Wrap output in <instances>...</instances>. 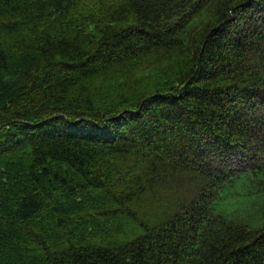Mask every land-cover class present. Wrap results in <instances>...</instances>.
<instances>
[{
  "label": "trees",
  "instance_id": "trees-1",
  "mask_svg": "<svg viewBox=\"0 0 264 264\" xmlns=\"http://www.w3.org/2000/svg\"><path fill=\"white\" fill-rule=\"evenodd\" d=\"M0 264H264V0H0Z\"/></svg>",
  "mask_w": 264,
  "mask_h": 264
},
{
  "label": "bare ground",
  "instance_id": "bare-ground-1",
  "mask_svg": "<svg viewBox=\"0 0 264 264\" xmlns=\"http://www.w3.org/2000/svg\"><path fill=\"white\" fill-rule=\"evenodd\" d=\"M129 62V61H128ZM131 63V62H130ZM128 65V64H127Z\"/></svg>",
  "mask_w": 264,
  "mask_h": 264
}]
</instances>
